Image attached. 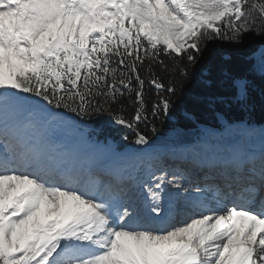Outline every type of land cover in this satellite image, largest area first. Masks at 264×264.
Instances as JSON below:
<instances>
[{
	"label": "snow or ice",
	"instance_id": "snow-or-ice-1",
	"mask_svg": "<svg viewBox=\"0 0 264 264\" xmlns=\"http://www.w3.org/2000/svg\"><path fill=\"white\" fill-rule=\"evenodd\" d=\"M249 33L245 74L221 71L231 96L194 97L215 124L157 143L202 46ZM249 77L264 79V0H0V264H264V123L215 107L247 111ZM105 115L130 148L51 139ZM189 150L195 180L164 163Z\"/></svg>",
	"mask_w": 264,
	"mask_h": 264
},
{
	"label": "trees",
	"instance_id": "trees-1",
	"mask_svg": "<svg viewBox=\"0 0 264 264\" xmlns=\"http://www.w3.org/2000/svg\"><path fill=\"white\" fill-rule=\"evenodd\" d=\"M253 15H256L254 12ZM261 43V39L253 33H249L244 37L242 45H235L226 39L215 38L203 45V53L195 66L189 69V77L183 81V90L177 92L174 97V104L171 112L167 117L161 116L156 121L157 132L155 137L167 136L170 130L177 132L173 140L188 141L191 140L195 134L190 130L191 127L198 123L206 122L215 124L214 110L207 103L197 102L194 97L205 96H231V89L228 83L223 82L221 71L227 69L233 75H244L245 65L243 62V55L252 48H255ZM230 57L226 60L225 57ZM166 63H171V60L166 57ZM209 70L208 79L211 81L210 85L201 83L200 73L203 69ZM251 84L249 86V110L251 111L253 120L256 122L264 121V79L259 77H249ZM217 110L226 111L232 118L242 119L245 117L246 111H243L237 105L226 106L218 104L215 106ZM185 111L191 112L195 118V122L185 119L183 113ZM85 122H92L97 126L98 134L114 135L120 138V146L131 143L133 136L126 129L112 123L108 116H91L80 119ZM141 129L145 132L150 131L141 125ZM185 129V130H181ZM127 135L128 140L125 141L123 137ZM104 136V137H105ZM172 139V138H169Z\"/></svg>",
	"mask_w": 264,
	"mask_h": 264
},
{
	"label": "bare ground",
	"instance_id": "bare-ground-1",
	"mask_svg": "<svg viewBox=\"0 0 264 264\" xmlns=\"http://www.w3.org/2000/svg\"><path fill=\"white\" fill-rule=\"evenodd\" d=\"M51 139L53 141L61 142L65 147H67L69 149H78L82 153H89L91 151L90 148H85L83 141H82V139H83L82 134L78 133L77 131H73L72 129H67V128L66 129H64V128L57 129L51 133ZM177 153H178V158H180V159L181 158L184 159L186 155L197 156L195 153H193L190 150L186 153H181V152H177ZM170 157H174V156H170ZM190 160L193 162L196 161V160H192L191 158H190ZM192 167H195V164H192ZM197 177H199V176H197Z\"/></svg>",
	"mask_w": 264,
	"mask_h": 264
},
{
	"label": "rangeland",
	"instance_id": "rangeland-1",
	"mask_svg": "<svg viewBox=\"0 0 264 264\" xmlns=\"http://www.w3.org/2000/svg\"><path fill=\"white\" fill-rule=\"evenodd\" d=\"M78 133H81L82 134V136H84V138H85V142L86 143H88V145H89V142H94L95 140L94 139H92L89 135H88V133H87V126L85 125V124H83V123H81L80 121H79V123H78V131H77ZM119 141H120V138H115V139H112V138H108L106 141H103V142H101V143H110L111 145H113L116 149H117V145H118V143H119ZM194 142V141H193ZM193 142H191V143H189L190 145L193 143ZM160 143L161 144H163V145H167L168 147H175V146H181L180 145V142H179V144L177 143V144H174V143H172L171 142V140L170 139H168L167 137H165L164 139H162L161 141H160ZM88 145H84L85 146V148H90V145L88 146ZM127 148H130V147H127ZM127 148H124V149H122V150H118V151H123V150H125V149H127ZM186 153V152H185ZM185 155V154H184Z\"/></svg>",
	"mask_w": 264,
	"mask_h": 264
},
{
	"label": "water",
	"instance_id": "water-1",
	"mask_svg": "<svg viewBox=\"0 0 264 264\" xmlns=\"http://www.w3.org/2000/svg\"><path fill=\"white\" fill-rule=\"evenodd\" d=\"M245 119H248L251 121L252 117H251V114L248 112ZM206 125H210V124H205V125H202V126H206ZM212 125V124H211Z\"/></svg>",
	"mask_w": 264,
	"mask_h": 264
}]
</instances>
